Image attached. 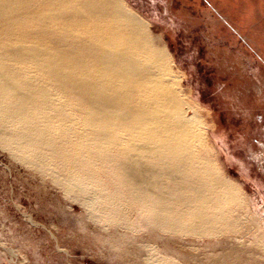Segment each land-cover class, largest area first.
Wrapping results in <instances>:
<instances>
[{"label":"bare ground","instance_id":"obj_1","mask_svg":"<svg viewBox=\"0 0 264 264\" xmlns=\"http://www.w3.org/2000/svg\"><path fill=\"white\" fill-rule=\"evenodd\" d=\"M170 62L122 0H0V146L123 227L247 231L257 221L206 155ZM262 232L251 231L264 246ZM223 248L209 264H264Z\"/></svg>","mask_w":264,"mask_h":264},{"label":"rangeland","instance_id":"obj_2","mask_svg":"<svg viewBox=\"0 0 264 264\" xmlns=\"http://www.w3.org/2000/svg\"><path fill=\"white\" fill-rule=\"evenodd\" d=\"M122 1L164 46L200 115L206 155L239 185L257 223L218 237L123 227L0 146V264H159L165 254L209 264L234 245L264 263L251 233L264 231V0Z\"/></svg>","mask_w":264,"mask_h":264}]
</instances>
